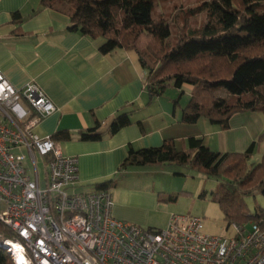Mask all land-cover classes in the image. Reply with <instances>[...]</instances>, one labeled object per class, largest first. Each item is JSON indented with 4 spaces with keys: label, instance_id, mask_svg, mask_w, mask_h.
Returning a JSON list of instances; mask_svg holds the SVG:
<instances>
[{
    "label": "trees",
    "instance_id": "obj_1",
    "mask_svg": "<svg viewBox=\"0 0 264 264\" xmlns=\"http://www.w3.org/2000/svg\"><path fill=\"white\" fill-rule=\"evenodd\" d=\"M69 19V30L102 37L103 54L116 48L133 50L145 71L149 102L168 87L190 85V96L181 121L205 118L221 130L229 128L237 113H259L264 119V0H39ZM21 19L19 13L11 15ZM180 94L177 96L179 98ZM178 98L172 100L177 103ZM131 111H121L105 128L99 125L76 132L79 140H99L131 124ZM68 141L74 134L57 130L50 135ZM262 132L243 151L211 150L202 139L189 137L187 146L173 149L172 140L159 147L127 146L119 168L175 165L215 179L210 201L221 211L226 227L231 223L258 222L264 228V208L250 209L247 200L264 197V153L254 165ZM110 180L95 183L108 188ZM160 197V195H159ZM178 194L166 193L160 201L174 202ZM200 198L205 192L199 193ZM16 234L0 222V240L13 241ZM0 264H13L0 246Z\"/></svg>",
    "mask_w": 264,
    "mask_h": 264
},
{
    "label": "crops",
    "instance_id": "obj_2",
    "mask_svg": "<svg viewBox=\"0 0 264 264\" xmlns=\"http://www.w3.org/2000/svg\"><path fill=\"white\" fill-rule=\"evenodd\" d=\"M13 13L21 19L11 20ZM104 42L80 29L69 30L68 17L42 7L39 0H0V72L15 88L34 82L55 106L33 127L34 133L74 134L73 139L58 142L65 155L77 157L79 185L91 188L110 180L114 217L142 227H164L168 204L160 201L153 179L143 178L155 173L154 168L130 163L119 168L128 144L138 149L172 140L173 149L180 150L189 137H196L213 151H243L264 132V119L259 113H237L226 130L205 118L184 123L185 103L176 107L172 95L149 102L145 71L136 52L116 48L103 54ZM186 90L190 92V87L182 92ZM121 111H131V124L115 134L99 140L75 137L80 129L105 128Z\"/></svg>",
    "mask_w": 264,
    "mask_h": 264
},
{
    "label": "built area",
    "instance_id": "obj_3",
    "mask_svg": "<svg viewBox=\"0 0 264 264\" xmlns=\"http://www.w3.org/2000/svg\"><path fill=\"white\" fill-rule=\"evenodd\" d=\"M54 110L34 82L15 88L0 72V222L17 236L0 246L13 264L10 242L24 264H264L258 222L231 223L220 236L190 214L171 213L163 228L114 217L109 189L82 188L77 157L34 133Z\"/></svg>",
    "mask_w": 264,
    "mask_h": 264
},
{
    "label": "rangeland",
    "instance_id": "obj_4",
    "mask_svg": "<svg viewBox=\"0 0 264 264\" xmlns=\"http://www.w3.org/2000/svg\"><path fill=\"white\" fill-rule=\"evenodd\" d=\"M190 87V85H185ZM175 88L168 87L166 92L162 94V98H167L172 95L175 98L180 94L177 103H187L190 92H172ZM183 90V89H182ZM174 104V103H173ZM178 107V104H175ZM260 142V141H259ZM264 153V138L258 144V150L254 152L249 163L254 165L260 160L261 154ZM155 170L151 176L144 175L143 178H151L155 182L156 187L159 189V195L165 197L166 193L178 194L177 200L174 202H164L168 204V213L177 214H190L199 217L203 223V232L210 235H230L232 231L226 227L222 219L221 211L218 205L210 201V194L217 187V181L208 178L201 173L175 165H156L148 166ZM38 168L40 176H43V168L38 158ZM204 191L205 197L200 198L199 193ZM251 210L255 207L264 208V197L261 195L256 196L254 199L247 200ZM163 228V227H160Z\"/></svg>",
    "mask_w": 264,
    "mask_h": 264
},
{
    "label": "bare ground",
    "instance_id": "obj_5",
    "mask_svg": "<svg viewBox=\"0 0 264 264\" xmlns=\"http://www.w3.org/2000/svg\"><path fill=\"white\" fill-rule=\"evenodd\" d=\"M7 246H10V249H11V251H12V254H15V256H16V258H17V262L19 263V264H24L23 263V258L19 255V253H18V244L17 243H15V242H10V243H8L7 244ZM16 262V261H15Z\"/></svg>",
    "mask_w": 264,
    "mask_h": 264
}]
</instances>
